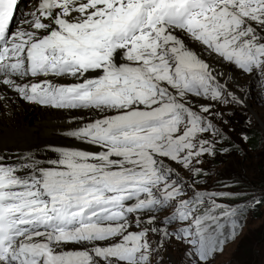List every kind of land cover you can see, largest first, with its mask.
Instances as JSON below:
<instances>
[{
    "label": "snow or ice",
    "instance_id": "6c2138e0",
    "mask_svg": "<svg viewBox=\"0 0 264 264\" xmlns=\"http://www.w3.org/2000/svg\"><path fill=\"white\" fill-rule=\"evenodd\" d=\"M18 2L0 0V102L69 113L89 148L0 150V264H169L172 244L215 264L264 206V184L213 189L206 167L247 158L228 113L249 82L264 98V0H36L12 30Z\"/></svg>",
    "mask_w": 264,
    "mask_h": 264
},
{
    "label": "rangeland",
    "instance_id": "374dc122",
    "mask_svg": "<svg viewBox=\"0 0 264 264\" xmlns=\"http://www.w3.org/2000/svg\"><path fill=\"white\" fill-rule=\"evenodd\" d=\"M243 79L245 80V78ZM245 90L248 93L247 100L251 107L246 106L245 113L252 118L254 128L260 132L264 143V98L258 94V88L251 82L245 85ZM245 113L239 110L228 113L232 116V124L236 130L231 134L241 133L242 129L248 130L245 126ZM247 148V158L223 155L210 166H206L211 169L209 173L211 188H218L217 181L233 184V177H239L246 188L252 185L256 187V177L261 171H264V144L262 149L257 152ZM176 248L175 244L168 248L166 255L172 258L169 264H179L181 254ZM215 264H264V206L246 215L242 231L234 243L227 244L224 254L217 257Z\"/></svg>",
    "mask_w": 264,
    "mask_h": 264
},
{
    "label": "bare ground",
    "instance_id": "6f19581e",
    "mask_svg": "<svg viewBox=\"0 0 264 264\" xmlns=\"http://www.w3.org/2000/svg\"><path fill=\"white\" fill-rule=\"evenodd\" d=\"M22 3L23 8L19 11L12 30L22 26L23 19L33 9L36 0H23ZM235 74L241 84L245 82L238 72ZM3 95L8 99L0 102V150L7 157L4 161L6 164L16 163L17 156L29 149L39 150L42 156L53 155L45 151L46 145L89 148L88 145L78 144L62 135L70 127L66 122L69 113L29 104L11 91H4ZM247 106L250 107V104Z\"/></svg>",
    "mask_w": 264,
    "mask_h": 264
},
{
    "label": "trees",
    "instance_id": "16d2710c",
    "mask_svg": "<svg viewBox=\"0 0 264 264\" xmlns=\"http://www.w3.org/2000/svg\"><path fill=\"white\" fill-rule=\"evenodd\" d=\"M232 126L234 128L233 124H232ZM245 131L247 132V134L249 136L252 137V139H251L250 143L247 145V147H249L253 152H257V151L261 150L264 143H263V140H262V136L260 135V132L258 130H256L254 127L250 128L248 130H245ZM238 134H240V133L236 132L235 135L232 134L233 138H238ZM253 146H255V147H253ZM255 184H256V188H259L262 184H264V171H261L260 174L258 175V177H256ZM261 207H263V206H260V207H258L256 209L259 210ZM249 213H251V211H249L247 213V215Z\"/></svg>",
    "mask_w": 264,
    "mask_h": 264
}]
</instances>
